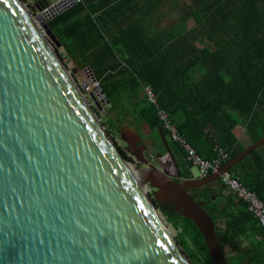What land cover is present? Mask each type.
Wrapping results in <instances>:
<instances>
[{"label":"water","instance_id":"1","mask_svg":"<svg viewBox=\"0 0 264 264\" xmlns=\"http://www.w3.org/2000/svg\"><path fill=\"white\" fill-rule=\"evenodd\" d=\"M40 5L34 21L21 1L0 0V264H191L148 188L196 226L213 264H227L214 220L187 191L218 182L264 136L218 172L177 183L180 173L171 177L161 155L146 160L139 134L123 127L146 167L135 181L39 30L51 32L48 21L68 6ZM95 93L107 103L98 84Z\"/></svg>","mask_w":264,"mask_h":264},{"label":"trees","instance_id":"2","mask_svg":"<svg viewBox=\"0 0 264 264\" xmlns=\"http://www.w3.org/2000/svg\"><path fill=\"white\" fill-rule=\"evenodd\" d=\"M166 20L170 22L161 25ZM48 27L75 66L87 68L98 82L112 129L136 115L153 140L160 138L159 130L168 136L156 106L146 98L137 100L148 86L157 107L204 161L222 150L224 166L264 136V0H78ZM239 126L248 140L237 139ZM156 154L176 178L179 168L163 145ZM229 174L264 200V157L259 152ZM178 179L191 180L190 171ZM223 187L208 184L187 192L214 220L227 264H264V230L244 203L233 194L222 195ZM155 204L178 230V245L191 263L213 264L196 226L172 205Z\"/></svg>","mask_w":264,"mask_h":264},{"label":"rangeland","instance_id":"3","mask_svg":"<svg viewBox=\"0 0 264 264\" xmlns=\"http://www.w3.org/2000/svg\"><path fill=\"white\" fill-rule=\"evenodd\" d=\"M19 1H21L23 3V5L28 10L30 16L33 18L34 21H36L35 20L36 14L40 13L38 11V7L41 6L40 3L35 2L33 0H19ZM47 1H49V3H51V4H55L57 2L62 3L61 1H64V0H47ZM75 1L76 0H70L69 3L67 4V6L68 7L72 6L75 3ZM33 9H35V10H33ZM52 19L53 18H51L49 21H51ZM168 19L171 20L172 18L169 17ZM169 20L163 21L161 23V25L168 24L170 22ZM39 30L43 34L44 39L47 41V43L53 49L55 56L57 57V59L59 60V62L63 66V68L66 70V72L69 74V76L72 79V81L74 82L75 86L79 89V92L81 93L82 97L84 98V100L87 103V105L89 106V108L91 109V111L94 113V115L99 120V123L101 124V126L105 130V132H106L107 136L109 137V139L111 140V142L113 143L114 148H116L119 151V153L123 156L124 160L128 164H130L137 173H139L140 171L146 170V167L144 165L140 164L136 160V157H135L136 155L134 156V153L132 154L131 150L127 148V141H126L127 137L123 133V127H126L132 131L137 132L139 134V136L141 137V139L143 140V142L148 143L147 153L144 155L145 156L144 158H146V160H148V161H151L155 157L156 151H159L161 149L162 143L160 141V138L159 139L155 138V140H153L152 137H150L149 129L143 123H141L138 120L136 115H134L130 119H127L126 121L124 119L121 120L123 123H118L119 127L116 129H112L110 126V123H109V118L106 117V115H108L110 112L109 107H107V104L102 102L99 99V97L97 96V94L95 93L96 84H98V82L94 79L91 72L87 68L86 69H80L79 67L75 66V64L73 63L71 58L65 53V50L60 45L59 41L54 36L52 31L49 33H46L41 27L39 28ZM145 98L146 97L144 95L143 90H140L138 97H137V100H141V99L144 100ZM112 116H113V113L111 114V117ZM167 141L169 144H171L168 137H167ZM167 170L169 171V169H167ZM170 172H172V171H169V173ZM190 174L194 179H199V177H200L198 169L195 167H192L190 169ZM217 185H218V182L211 184V186H213L215 188L217 187ZM146 192H147L146 194H147L148 198L153 202L152 190H150L148 188ZM155 203H157V205L158 204L160 205L161 202L154 200L153 204L156 207ZM157 211L161 215L160 209H157ZM161 218L164 221V223L166 224L171 236L175 239L176 244L178 245L179 244L178 239H177L178 230H175L169 223H167L165 218L162 215H161ZM189 250L194 252L192 246L189 247ZM183 253L185 254V256L189 260V257H188L189 255L186 254L185 252H183ZM194 254H196V252H194ZM199 260H200V262H202L200 258H199ZM190 263H191V261H190Z\"/></svg>","mask_w":264,"mask_h":264},{"label":"built area","instance_id":"4","mask_svg":"<svg viewBox=\"0 0 264 264\" xmlns=\"http://www.w3.org/2000/svg\"><path fill=\"white\" fill-rule=\"evenodd\" d=\"M143 92L147 101L156 106L157 115L168 133V139L171 142H174L185 154L187 165L191 168L195 167L198 169L200 176L199 179L218 172L226 162L227 155L222 150H217V156L214 160H202L196 155L195 151L189 147V144L181 136H179L175 126L170 122L165 111L157 107L154 94L152 93L150 87H143ZM192 179L194 178L192 177ZM219 180L225 187H227L228 190L234 192L237 197L246 204L247 210L257 218L259 225L264 230V200H259L255 193L250 192L241 186L237 180L231 177L229 172L223 173Z\"/></svg>","mask_w":264,"mask_h":264},{"label":"flooded vegetation","instance_id":"5","mask_svg":"<svg viewBox=\"0 0 264 264\" xmlns=\"http://www.w3.org/2000/svg\"><path fill=\"white\" fill-rule=\"evenodd\" d=\"M165 136V135H164ZM166 137V139H167V137L168 136H165ZM170 141V140H169ZM171 142V141H170ZM144 144L145 145V147H146V151L145 152H143V156L147 153V149H148V143H144L143 142V140L141 141V142H139L138 143V145L139 144ZM169 148H170V150H171V152H172V154L174 153V154H176L177 155V162H178V164H180V167H178L179 168V173L180 174H183L184 172H185V170H189L190 171V169H191V167L190 166H188L187 165V163H186V160L184 159V157L182 156V154L180 153V151H179V149H178V147H177V145L174 143V142H171V144H169ZM133 153H134V156L135 155H138L139 154V151H138V147H136V145H134V147H133ZM132 153V154H133ZM138 153V154H137ZM157 155V154H156ZM155 155V156H156ZM145 157V156H144ZM146 159V158H145ZM167 169H168V167H167ZM174 181H178V183H180V179H173Z\"/></svg>","mask_w":264,"mask_h":264},{"label":"crops","instance_id":"6","mask_svg":"<svg viewBox=\"0 0 264 264\" xmlns=\"http://www.w3.org/2000/svg\"><path fill=\"white\" fill-rule=\"evenodd\" d=\"M235 135H236V137H237V139L239 140V142L241 141L242 142V140L241 139H243V138H245V140L247 139V136H246V132H245V129L242 127V126H239V127H237L236 129H235ZM248 140V139H247ZM251 143H248L247 144V147H248V145H250ZM246 147V148H247ZM255 152V151H254ZM256 152H259V154L261 155V156H263L264 157V148H259V149H257L256 150ZM252 155V154H251ZM236 180V179H235ZM240 184V183H239ZM218 186H224L221 182H220V180L218 181V185H217V187ZM242 186V185H241ZM225 187V186H224ZM223 187V192H222V195H224V196H226V195H228V194H233L234 195V197H235V199H237V200H240L242 203H244L241 199H239L238 197H237V195L234 193V192H232V191H230V190H228L227 189V187H225L224 188ZM245 188V187H244ZM224 198L223 197H220V199H219V203H220V205H223L224 204ZM244 205H245V208H246V210H247V207H246V204L244 203ZM247 212H249L248 210H247ZM259 224V223H258ZM260 226V225H259ZM261 227V226H260ZM263 230V229H262Z\"/></svg>","mask_w":264,"mask_h":264},{"label":"bare ground","instance_id":"7","mask_svg":"<svg viewBox=\"0 0 264 264\" xmlns=\"http://www.w3.org/2000/svg\"><path fill=\"white\" fill-rule=\"evenodd\" d=\"M119 152V151H118ZM123 161H124V166H125V168H126V170L130 173V174H132L133 175V178H134V180L135 181H137V182H140V180H141V178H142V176H143V172H139V173H137L134 169H133V167L130 165V164H128L124 159H123ZM145 192V191H144ZM147 193V192H146ZM145 193V194H146Z\"/></svg>","mask_w":264,"mask_h":264}]
</instances>
